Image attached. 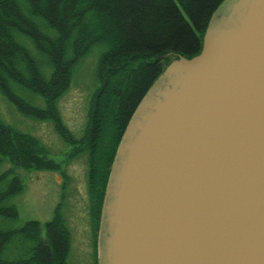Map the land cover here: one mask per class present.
<instances>
[{
    "label": "water",
    "instance_id": "water-1",
    "mask_svg": "<svg viewBox=\"0 0 264 264\" xmlns=\"http://www.w3.org/2000/svg\"><path fill=\"white\" fill-rule=\"evenodd\" d=\"M97 264H264V0H223L117 147Z\"/></svg>",
    "mask_w": 264,
    "mask_h": 264
},
{
    "label": "trees",
    "instance_id": "trees-1",
    "mask_svg": "<svg viewBox=\"0 0 264 264\" xmlns=\"http://www.w3.org/2000/svg\"><path fill=\"white\" fill-rule=\"evenodd\" d=\"M223 0H0V91L25 116L53 120L76 152H86L94 243L112 163L140 101L178 56L199 54ZM101 46L88 124L76 138L58 100L76 69ZM42 102L44 104H42ZM72 154V155H73ZM76 155V154H75ZM44 143L0 118V264H68L70 231L58 213L19 222L25 186L11 167L60 169Z\"/></svg>",
    "mask_w": 264,
    "mask_h": 264
},
{
    "label": "rangeland",
    "instance_id": "rangeland-1",
    "mask_svg": "<svg viewBox=\"0 0 264 264\" xmlns=\"http://www.w3.org/2000/svg\"><path fill=\"white\" fill-rule=\"evenodd\" d=\"M101 49V46L95 47L93 53L85 58L76 69L71 87L57 102L62 124L76 138L85 132L91 98L99 85L94 70ZM0 118L39 138L49 150V157L60 164L59 170H36L10 161L4 163L2 169L12 167L25 186L14 199L19 210V222L37 219L44 223L60 213L70 231L68 264H97L98 247L95 248L94 223L90 215L86 152L73 154L74 145L65 140L53 120H35L25 116L1 91Z\"/></svg>",
    "mask_w": 264,
    "mask_h": 264
},
{
    "label": "flooded vegetation",
    "instance_id": "flooded-vegetation-1",
    "mask_svg": "<svg viewBox=\"0 0 264 264\" xmlns=\"http://www.w3.org/2000/svg\"><path fill=\"white\" fill-rule=\"evenodd\" d=\"M89 194V193H88ZM90 201V200H89ZM103 205V204H102ZM91 219H92V217H91Z\"/></svg>",
    "mask_w": 264,
    "mask_h": 264
}]
</instances>
